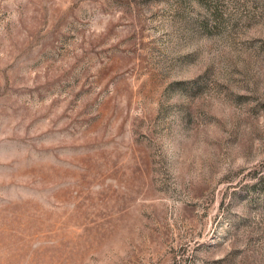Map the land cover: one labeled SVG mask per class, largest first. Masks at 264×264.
<instances>
[{
    "label": "rangeland",
    "instance_id": "1",
    "mask_svg": "<svg viewBox=\"0 0 264 264\" xmlns=\"http://www.w3.org/2000/svg\"><path fill=\"white\" fill-rule=\"evenodd\" d=\"M0 264H264V0H0Z\"/></svg>",
    "mask_w": 264,
    "mask_h": 264
}]
</instances>
